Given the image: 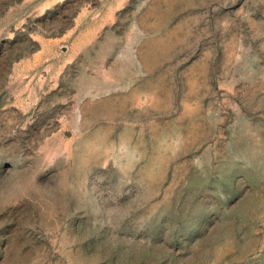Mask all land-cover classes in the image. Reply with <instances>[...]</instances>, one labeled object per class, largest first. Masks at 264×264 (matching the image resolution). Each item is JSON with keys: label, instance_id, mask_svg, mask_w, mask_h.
<instances>
[{"label": "rangeland", "instance_id": "374dc122", "mask_svg": "<svg viewBox=\"0 0 264 264\" xmlns=\"http://www.w3.org/2000/svg\"><path fill=\"white\" fill-rule=\"evenodd\" d=\"M0 264H264V0H0Z\"/></svg>", "mask_w": 264, "mask_h": 264}]
</instances>
